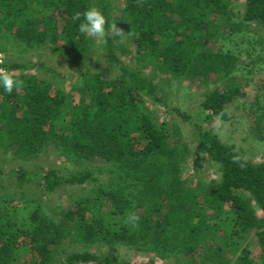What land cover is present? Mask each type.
Masks as SVG:
<instances>
[{
  "label": "trees",
  "instance_id": "obj_1",
  "mask_svg": "<svg viewBox=\"0 0 264 264\" xmlns=\"http://www.w3.org/2000/svg\"><path fill=\"white\" fill-rule=\"evenodd\" d=\"M92 7L107 21L106 67L84 74L83 86L76 90L79 100L73 102L46 81L11 73L42 64L6 61V71L24 81V87L9 94L0 86V149H12L23 160L50 149L68 164L102 161L116 191L94 200L78 196L59 220L27 198L22 205L25 222L18 213L22 206L9 209L1 204L0 264H128L89 251L68 254L67 245L73 243L121 244L160 260L173 259L174 264H264V223L255 212H264V162L247 163L233 146L194 124L199 146L193 169H200L207 158L218 165L221 178L191 187L182 176L183 154L176 143L170 144L173 133L167 123L157 124L145 112L143 98L164 104L172 81L212 82L202 95L204 120H227L226 107L244 96L241 84L234 83L241 53L207 45L228 26V38L264 31V0H245L238 23L227 0H0V34L8 31L26 48L49 47L62 62L84 66L95 50L73 16ZM113 24L121 35L111 29ZM252 41L248 45L254 51ZM117 51L134 53L139 66L127 67ZM257 100L263 118L264 101ZM179 116L190 120L185 113ZM18 174L23 181L21 171ZM37 178L31 175L27 181L43 194L99 180L91 171L64 175L58 169ZM130 214L139 218L135 228L127 221ZM250 235L258 248L255 258L236 245Z\"/></svg>",
  "mask_w": 264,
  "mask_h": 264
},
{
  "label": "rangeland",
  "instance_id": "obj_2",
  "mask_svg": "<svg viewBox=\"0 0 264 264\" xmlns=\"http://www.w3.org/2000/svg\"><path fill=\"white\" fill-rule=\"evenodd\" d=\"M227 1L232 11L233 22L238 23L243 14L245 0ZM229 29V26L224 28V30L222 28L220 36H217L214 42L207 45L210 50L241 53V55H237L238 70L235 73L234 83L241 84L244 96L234 98L226 107L227 120L217 116H213L209 122L204 120L207 113H202V95L205 92L204 88L213 87L212 82L205 86L192 84L184 80L172 81L165 89L167 96L164 98V104L153 102L147 96H143L145 112L157 124L167 123L169 132L173 133L170 144L176 143L175 147L180 149L185 159L186 166L182 176L187 177L189 179L188 185L194 188H198L211 180L219 182L221 178L218 165H214L207 158L202 161L200 169H193L192 163L198 157L199 146L198 132L194 128V124L200 130L209 131L211 134L216 135L223 144L233 146V151L247 163L258 165L264 162V117L262 118L261 110H256L257 98L261 102L264 101V91L261 89V86H264V31L251 36L250 33L241 32L237 33L234 38H228ZM1 34L0 49H2L1 52L6 57V61H14L22 65L42 64L41 68L12 71L13 75L22 74L26 77L33 75L38 81L49 83L53 90L62 91L66 98L73 102L79 100V93L76 90L83 86L84 74L87 71L93 74L106 67L107 56L103 46L104 43L90 36L91 46L95 50L92 61L84 66H71L62 62L52 48H26L10 32L3 30ZM250 39L253 40L254 51L252 46L248 45ZM117 55L130 69L139 66L136 60L132 59L135 56L134 53L121 55L117 51ZM93 63L95 67H89ZM148 72V70H145L146 74ZM157 81H154V83H158ZM158 96L160 97V94ZM173 109H178L179 112L177 113ZM179 113L187 114L190 116V120L185 121L179 116ZM56 128L57 132H62L61 128ZM0 168L3 170V174L0 177V205L7 206L9 209L14 206L20 207L27 198L28 200L39 202L45 214H56L55 219L57 220L69 210L71 201L78 196L82 200L86 197L94 200L102 193H106V191L114 192L117 188L107 176L106 163L99 160L92 163L78 160L75 164H68L61 154L50 149L42 150L40 154H35L26 160L15 156L12 149H0ZM49 169H58L64 175L82 170L91 171L94 173V177L99 180L98 182L86 183L81 186L64 185L53 193L43 194V190L40 187L34 182L27 180L31 175L37 176L38 180L42 177V173ZM18 171H21V175L24 176L23 181L19 180L18 176L20 174H18ZM23 208L24 206L18 208L21 222H25L27 218V210ZM255 212L264 223V212L257 208ZM254 243L253 235L246 237L241 244L234 242V244L239 246V249L247 248L252 258L258 255V248L254 246ZM67 246L66 252L68 254L89 251L91 253L112 255L128 264H174L173 259L168 261L160 260L151 254L121 244L84 246L81 243H73ZM229 254L232 256L231 253ZM25 258L29 259L30 255Z\"/></svg>",
  "mask_w": 264,
  "mask_h": 264
},
{
  "label": "clouds",
  "instance_id": "obj_3",
  "mask_svg": "<svg viewBox=\"0 0 264 264\" xmlns=\"http://www.w3.org/2000/svg\"><path fill=\"white\" fill-rule=\"evenodd\" d=\"M75 21H80L79 32L82 35L90 36L91 38L106 43L108 32L106 30V18L95 7L89 8L84 12H76L73 16ZM111 29L117 36L122 34V31L116 28V25H111ZM0 86L6 93L11 94L14 89H21L24 87V81L19 80L9 74L5 69L0 68ZM128 223L132 227L138 226L139 218L134 214H130L127 218Z\"/></svg>",
  "mask_w": 264,
  "mask_h": 264
},
{
  "label": "built area",
  "instance_id": "obj_4",
  "mask_svg": "<svg viewBox=\"0 0 264 264\" xmlns=\"http://www.w3.org/2000/svg\"><path fill=\"white\" fill-rule=\"evenodd\" d=\"M5 63H6V57L2 52H0V68L5 69L4 67Z\"/></svg>",
  "mask_w": 264,
  "mask_h": 264
}]
</instances>
